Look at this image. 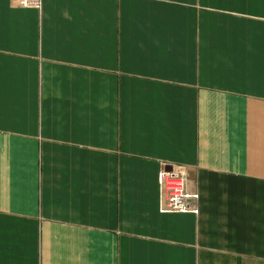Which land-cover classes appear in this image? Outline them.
<instances>
[{"label":"crops","instance_id":"1","mask_svg":"<svg viewBox=\"0 0 264 264\" xmlns=\"http://www.w3.org/2000/svg\"><path fill=\"white\" fill-rule=\"evenodd\" d=\"M0 264H264V0H0Z\"/></svg>","mask_w":264,"mask_h":264},{"label":"built area","instance_id":"2","mask_svg":"<svg viewBox=\"0 0 264 264\" xmlns=\"http://www.w3.org/2000/svg\"><path fill=\"white\" fill-rule=\"evenodd\" d=\"M20 7L40 9L42 0H10ZM157 180L160 190V212L198 213V182L187 167L182 164L164 163L158 171Z\"/></svg>","mask_w":264,"mask_h":264},{"label":"bare ground","instance_id":"3","mask_svg":"<svg viewBox=\"0 0 264 264\" xmlns=\"http://www.w3.org/2000/svg\"><path fill=\"white\" fill-rule=\"evenodd\" d=\"M199 192V191H198ZM198 201H199V198H198ZM199 209V208H198Z\"/></svg>","mask_w":264,"mask_h":264}]
</instances>
